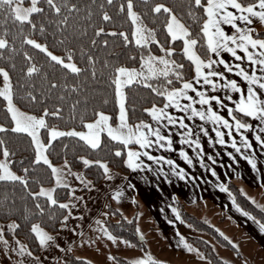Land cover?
<instances>
[{
    "label": "snow or ice",
    "instance_id": "obj_1",
    "mask_svg": "<svg viewBox=\"0 0 264 264\" xmlns=\"http://www.w3.org/2000/svg\"><path fill=\"white\" fill-rule=\"evenodd\" d=\"M113 0H107L108 4H112ZM47 5L51 10L59 17L55 20V23L60 26L59 30L63 33L68 27V15H64V12H79L76 3H71L70 0H61L57 3V0H46ZM258 5V8H257ZM230 6L232 9L230 10ZM104 4H100L99 8L103 10ZM179 13L170 7L166 3L153 2L149 5L146 0L143 4V11H136L134 6V0H123V2L118 4V11L125 14V19L129 20L132 28L129 31H117L116 27H95V37L100 36L105 31L111 33L113 36L121 38V43L125 46V49L131 48L133 45L139 49V68L130 67L123 63L113 62L110 57L115 56L118 60L119 56L124 53V50L120 52L107 53L100 63L99 69L97 68L98 61L101 60L100 57L95 54H89L90 49L85 48L81 45V56L85 57V68H81L73 60L74 49L68 48L66 50V56L56 55L54 52L50 51L47 44L40 43L38 40L31 38L30 35L24 34V25H30L31 29H35L37 24L32 19L33 13H41L44 11L42 7L39 6V0H30V3L25 6L22 0H0V14H2V19L0 23L6 24L9 19L14 23L20 25L16 35L22 36V41L27 42V44L34 46L35 49L42 50L46 56L56 64L63 66L65 72L70 71L71 74L80 75L84 71H90V75L85 77L84 82H73L69 84L67 79L60 81L58 79L52 78L48 80V94H50L53 88H62L69 93H76L77 95L89 90L90 84H95L96 88H100L101 85L105 89H110L113 96L114 104L118 106V111L115 113V119L117 123H112L113 115L100 110L95 105L93 106L95 116L94 119H85L83 115L80 116L79 124L80 130L77 127H71L62 129L57 126H50L46 117L51 116L55 118H61L64 111L63 105L56 103L54 105V110L49 109L47 106H42V113L37 115L35 111H24L21 107L17 106L15 102V91L13 88L12 77L8 68L0 67V76L3 78V85L0 86V97L5 101L3 107L5 109V119L7 123H0V132L11 131L13 133L26 134L28 137V145L32 149V164L36 165L39 162H43L45 165L50 166L51 175L55 178V184L51 187H44L42 184L39 186L38 191H32L29 188V177L26 175L29 171H34L29 167H22V171L25 175H19L16 171H13L10 165L13 160L10 157L15 156L8 146V142L0 137V154L4 159H0V181L3 182H19L24 192L27 196L34 199V208L41 215L45 213L46 207L58 206L60 209H68L69 205L73 201H63L56 198L55 189L57 187L73 188L74 186L67 183V177L64 175L67 172L69 175H73L71 165L67 159L64 160L65 167H57L53 165L47 154L51 146H53V141L57 138L64 137H75L79 141L84 142L92 150L99 149L102 146H106L102 141V134L106 133V137L109 142L119 141L122 142L120 147L114 148V153L116 156L123 155V146L129 145L130 141L135 140L139 144L140 148L152 147L154 145H159L161 148H172V137L170 135H165L162 133L160 127H153L151 123H148L144 119H138L135 125L129 123L130 120V110L135 111L136 104H131L130 108L127 103L129 99L128 92L126 91L127 86H142L149 89L152 93L157 94L160 97H165L166 100L163 101V107H159L157 103H151L150 107L143 108L142 112L150 114L151 119L156 122L162 123L164 119L167 120V125L179 124L181 127H186L185 118H177L171 111H167L169 104L175 106V108H183L186 112L191 110V113L195 116H199L202 120H211L215 124H222L229 129L228 134L231 135L232 124L235 123L236 131L240 133L243 140L244 148H251L252 142L249 137L241 129L252 128V125L247 122H243L241 118L232 115L233 109L228 108V115L231 116V120L227 119L224 115L214 109L213 104L209 101H215L224 107V101L219 95L212 96L207 93V88H200L198 85L203 82L206 86L210 85L211 88L216 89L217 87H222L224 89H230L232 92H239V99L236 101L235 108L239 109L240 113L246 114L251 117H259L260 123L257 127L264 126V92H259L256 85L260 89H264V38H256L252 35L253 29L249 25L253 24L254 19L264 22V0H255L254 3H242L241 0H183L182 5L179 6ZM202 9V12H197L195 9ZM88 19H91V8H88ZM145 13L151 16L153 22L156 21L157 16L161 13L165 14V20L162 22V27L165 30L164 42L158 38L157 28L150 27L148 23L145 22ZM187 17L190 19L193 25L198 26V31L193 35V28L187 26L181 17ZM202 16L206 18L202 19ZM102 21L112 22L116 24V19L110 15L108 11L102 12ZM244 21V26H241L237 21ZM53 21L49 20L48 23L51 24ZM222 25H228L233 30L229 34L225 27ZM120 27L123 26V19H121ZM79 27V25H77ZM40 31L43 33L45 31V24H39ZM9 32L8 27L3 28V33L0 35V57H4L3 49L9 47V40L7 34ZM86 34V28L85 33ZM264 35V33H261ZM93 37L91 43L96 44V38ZM66 38L61 37V42H64ZM182 41V48L180 51V56L186 58L189 62V66L195 68V74L191 78H185L183 63H178L177 59L173 56L176 54V48L172 46L165 47V43H171L177 40ZM15 40V36H13ZM109 41L105 39L103 45L105 48L108 47ZM155 44L159 47V50L163 53L162 55L154 54L152 51V45ZM197 45L203 51L201 55L197 51ZM255 49L253 52L250 50ZM115 47V46H114ZM238 49H242L244 56L238 53ZM13 52L16 51L14 44L11 46ZM222 50H226L231 53L233 58H236L240 63H229L222 56ZM258 53V55L256 54ZM23 56L26 58V75L31 77L33 74L39 73L41 71V66L36 63H31L33 57L25 51ZM206 57V58H205ZM246 57L247 61L252 62L253 67L250 71H246L241 64L244 62ZM136 53L132 52L128 55L129 60L136 59ZM4 59H11V57H4ZM221 64L228 72H238L240 77H243V81H246V92L242 89V82H238L235 78H229L225 75L224 71L215 70L213 68L214 64ZM259 65V72H257L256 65ZM15 67V64L11 65ZM205 66H207V71H205ZM108 69L111 71L109 72ZM170 74L173 75L174 79L179 80L182 87H169L172 81L169 79ZM47 75V73H45ZM213 77H222L224 83ZM203 78V81H201ZM157 81L153 83L152 81ZM195 81V84L193 83ZM195 88L197 95L199 96L200 104L207 105V108H196L192 104H183L181 102V97L186 96L189 100L194 98L189 95L188 90ZM42 90V89H41ZM95 94V89H91ZM65 91L61 92V98L65 96ZM48 94L39 97L34 94V91H29L26 93L27 98L30 101L38 102V99L47 100ZM103 94V104H107L108 93ZM228 100H232L233 96L228 95ZM87 101L88 97H84ZM80 99L76 98L70 106V114L67 119L75 121L77 106L80 104ZM43 135L47 137V142L45 143L42 139ZM201 130H204L201 126ZM154 135L155 140H150L149 136ZM182 143L184 142V137H187L189 141H192L193 147L199 144V136L195 140H192V130L187 128V131L181 134ZM224 132L220 128L216 129V137L219 139L220 144L232 143L233 147L236 149L240 155L251 164L252 168L255 169L257 166L256 159L251 155H245L241 152V145L237 144L235 139L232 141H227L224 138ZM211 139V137H209ZM256 141H259L261 145H264V136L259 133L255 135ZM162 141L166 143H162ZM67 148V145H64ZM202 150V149H201ZM180 155L188 162V164L193 163V159L185 151L183 147L179 149ZM197 156L200 152L197 151ZM144 156L151 157L153 160L164 159V157L157 158L153 156L151 152L144 151ZM127 158L123 159V164L127 165L131 169H140L145 166V162L140 159L141 151L139 149H134L132 147L127 148L126 153ZM228 156L235 159L232 152H228ZM78 161H82L85 166L96 165L102 168L103 173H109L110 169L108 162L103 159H89L86 155H81L76 157ZM17 163L23 165L25 163V157L21 156ZM167 163L172 165L171 172L178 176L187 179L188 173L184 168H180L176 164V161L168 159ZM201 164L204 160L201 159ZM146 167L151 168V165H146ZM179 168V171L177 170ZM160 172H164L163 168L159 169ZM212 174L216 175V169H211ZM76 179L81 181V184L91 185V181L87 180L83 172L74 173ZM167 178V174H165ZM219 178V177H218ZM35 179V178H32ZM133 185H130L132 187ZM216 187L223 188L228 191V186L221 183L217 184ZM243 191V189H241ZM72 197L75 199H82L83 197H77L75 192L71 193ZM113 195L120 199L121 193L119 191L113 192ZM247 195V193H245ZM45 197V201L41 202L40 197ZM233 205L242 212L245 216H250L253 220L257 221L261 232H264V219L257 220L251 212L245 211V209L236 201L235 196L230 197ZM173 199H176L173 196ZM255 203L252 197H248ZM261 209H264V205H258ZM172 212H174L177 218L180 217L179 209L172 207ZM33 213L27 209L25 206L24 219L29 220L32 218ZM62 221H67L69 219L68 215H62L60 217ZM56 215L52 213L49 215V220L55 221ZM174 223V221H170ZM18 227L15 221L8 223L9 229H14ZM67 227L66 223H61L60 228ZM4 229L0 228V233H3ZM30 232L34 234V238L39 241V245L47 248L49 242H54L55 237L52 233L48 232L44 227L41 226V222L37 221L31 224ZM139 232V228H137ZM105 235L110 236L113 240L116 237L112 236L111 232L105 229ZM140 238L143 240V233L140 232ZM0 240L4 241L5 249L8 248V241L4 239V236L0 234ZM182 242L186 244L189 251H192L191 245H187L186 241ZM19 244L18 248L13 250L19 251L20 255L23 256L25 253H29V249L22 243ZM125 243L131 244L132 241L126 240ZM59 247V245H56ZM196 251H199L198 249ZM111 255V254H110ZM116 259L115 257H111ZM42 264V262H39ZM130 264H166L164 261L156 260L150 252H145L142 256H138L130 261Z\"/></svg>",
    "mask_w": 264,
    "mask_h": 264
},
{
    "label": "crops",
    "instance_id": "obj_2",
    "mask_svg": "<svg viewBox=\"0 0 264 264\" xmlns=\"http://www.w3.org/2000/svg\"><path fill=\"white\" fill-rule=\"evenodd\" d=\"M230 10L235 9H232L230 6ZM237 22L241 26L245 24L244 21L238 20ZM222 26L225 27L229 34L233 30L228 25ZM249 27L253 31L264 30V22L254 19L253 24L249 25ZM249 48L253 52L256 51L255 49H251V46ZM237 51L241 56H244L242 49H238ZM221 54L229 63H240L239 60L233 58L231 53L226 50H222ZM256 54L258 55V53ZM241 67L246 71H250L253 65L245 57ZM255 67L257 72H259V65L257 64ZM213 68L224 71L225 75L229 78H235L238 82H242L244 94H247V82L243 81V77H240L238 72H228L219 63L214 64ZM207 70V66H205V71ZM213 78L219 80L221 84L225 82L222 77ZM201 81H203V78H201ZM193 83L195 84V81ZM198 86L200 88L206 87L207 93L212 96L219 95L221 97L224 101V107H221L215 101H209V103H212L214 109L219 111L227 119L231 120V116L228 115L229 107L233 109V112H239V109L235 108L236 101L239 99V92H232L230 89H224L222 87L213 89L210 85L206 86L203 82ZM256 88L259 92H264V89H260L258 85H256ZM188 92L194 99L189 100L186 96H182L180 99L183 104H192L196 108H207V105L200 104L199 96L195 88L189 89ZM229 94L233 96L232 100H228L227 97ZM159 107H163V104ZM167 111H171L177 118L184 117L186 127H181L178 123L165 127L167 124L166 119L160 123L150 118L147 121L148 123H151L153 127H160L163 134L172 137L173 147L169 149L154 145L141 149L135 140L130 141V143H133L130 147L141 151L140 159L145 162L144 167L140 169L129 168L127 173L110 169V172L106 173L99 184L95 185L92 183L95 187L81 184V181L76 179L74 173L81 171L72 170L73 175H69L67 172L64 173L67 177V183L74 186L69 189V196L65 201H73V203L69 205L71 211L66 209L65 215H68L69 219L66 222L62 221V223L67 224V227H59L56 232L52 233L55 241L49 242V246L46 248L48 249V254L54 255L56 259L61 260V256L65 251H71L74 255L84 259L97 260L100 255L103 256L102 258L104 259L102 260L106 264H123L111 257H123L120 255V252L123 247L128 248L126 246L127 244H124L126 240L112 235L116 237L113 240L110 236L105 235V229L107 228L105 227L104 219L106 216L105 207L107 201H110L120 210L123 217L133 219L136 231L139 228L138 235H140L143 229L147 228V235L150 234V237L156 242L153 245L154 248L159 249L163 245L162 251L165 254L168 253V255L173 256L188 254V247L182 242L181 237H183V241H186L187 245H190L191 243L186 239V235L199 234L197 230L185 223L181 217L177 218L176 214L172 212V207L177 208L176 199L183 202L186 208H197L202 214L206 212L208 216H211L214 221L220 224L227 221L230 225L227 226L233 232L240 233L244 238L253 240L260 248L264 249V232L260 231L257 221L238 211L233 205L230 198L231 194L228 191L216 187L217 184H226L227 181H232L238 186L240 191L243 189L241 192L244 195L247 193L245 195L247 198L250 196L255 200L254 204L256 206L264 205V145H261L255 139L257 133L264 136V126L257 127L260 123L259 117H251L239 112L246 118L242 121L252 125V128L241 129L249 137L253 145L251 148H244L242 146L243 140L240 133L236 131L234 122L232 124L231 135H229V129L222 122L215 124L211 120H202L199 116L193 115L191 110L186 112L183 108L177 109L172 104H169ZM233 112L232 115H234ZM129 123L132 125L136 124ZM201 126L204 130H201ZM187 128H191L192 130V140H195L199 136V144L195 147H193L192 141H189L187 137H184V142L182 143L180 134L187 131ZM217 128H220L224 132L225 140L232 141L235 139L236 143L241 145V152H244L245 155H251L256 159L257 166L255 169L252 168L244 156L236 151L232 143H219V139L216 137ZM149 139L155 140V136L150 135ZM162 143L166 142L162 141ZM181 147L192 157V164H188L180 155L179 149ZM144 151L151 152L157 158L164 157V159L157 162V160H153L151 157L144 156ZM197 151L200 152L199 156L196 154ZM228 152H232L235 159L228 156ZM168 159L176 161V164L180 168L185 169L188 173L187 179L178 177L171 172L172 165L167 163ZM201 159L204 160L203 164L200 163ZM53 165L65 167L63 162ZM146 165H151V168L146 167ZM160 168L164 169L163 173L159 171ZM213 168L216 169L215 176L211 172ZM177 170L179 171V168ZM165 174H167V178H165ZM87 180L89 179L87 178ZM54 184L55 178L51 185L44 187H51ZM130 185L133 186L130 187ZM73 191L77 197L83 198L74 200L71 195ZM115 191L121 193L120 199H117L113 195ZM173 196L176 199H173ZM227 217H230L229 221ZM170 221H174V223H170ZM139 222L144 225L138 227ZM5 223L7 222H0V228L4 229L3 233L0 234L8 241V248L5 249L4 241L1 240L0 264H39V262H42L39 258L41 252L34 255L29 251L31 254L25 253L21 256L19 251L13 250L19 247L18 241L22 242L25 246L26 244L21 238L6 236L5 231H12L13 229H9L8 224L6 226ZM216 230L218 231L219 228ZM147 235H143V239L146 240L148 238ZM158 239L161 242L157 241ZM143 241L142 246L136 247H144L145 244ZM57 244L59 247L56 246ZM154 253H159V250H154ZM153 257L155 258V256ZM156 260L164 261L167 264H174L167 259ZM198 261L201 262L202 260ZM47 262L46 264H51L48 260Z\"/></svg>",
    "mask_w": 264,
    "mask_h": 264
},
{
    "label": "trees",
    "instance_id": "obj_3",
    "mask_svg": "<svg viewBox=\"0 0 264 264\" xmlns=\"http://www.w3.org/2000/svg\"><path fill=\"white\" fill-rule=\"evenodd\" d=\"M61 0H57V3H60ZM71 3H76L79 12H71L69 15L68 12H64V15H68V27L66 30L61 33L59 27L55 20L58 19L57 15L51 10L47 5L46 0H39V6L44 9L41 13H33L32 19L37 24L35 29H31L30 25H24V34H28L31 38L38 40L40 43L47 44L50 51L54 52L56 55L66 56V50L68 48H73L74 55L73 60L77 63L82 69L86 67L85 57L81 56V45L85 48L90 49L89 54H95L100 57L101 60L97 63V68L99 69L100 63L107 53L111 52H120L124 50V53L119 56L118 60L115 56L110 57L113 62L123 63L130 67H139V49L133 45L131 48L125 49V46L121 43V38L113 36L111 33L105 31L100 36L95 37L94 29L95 27H116L117 31H129L131 32L132 25L129 20L125 19V14L118 11V4L123 2V0H113L112 4H108L107 0H70ZM146 2L151 5L153 2H162L168 4L170 7H173L178 13L180 11V5H182L183 0H146ZM242 3L255 2V0H241ZM145 0H134V6L136 11H143V4ZM100 4H104L105 7L103 10L99 8ZM91 8V19H88V8ZM197 12H202V9L196 8ZM108 11L116 19V24L112 22L102 21V12ZM206 16H202V19ZM2 14H0V19H2ZM121 19H123V26H118ZM183 22L193 28V35L198 31V26L192 24L190 19L186 16L181 17ZM49 20L53 22L48 23ZM165 20V14L161 13L157 16L155 22L152 21L151 16L145 13V22L149 24L150 27L157 28L158 38L164 42L165 30L162 27V22ZM45 24V31L42 33L39 28V24ZM79 25V27H77ZM8 27L9 32L7 38L9 40V47L3 49L4 57H11V59H4L0 57V67L8 68L10 75L12 77L13 88L15 91V102L19 107L26 111H35V114L39 115L42 113V106L49 107L50 111L54 110V105L60 103L63 105L64 111L61 118H55L48 116L46 117L50 126H57L60 128H71L77 127L80 129V116L83 115L85 119H94L93 115L95 105L100 110L106 111L113 115L112 123L116 121L115 113L117 111V105L114 104L113 96L110 89H105L103 85L100 88H96L95 84H90L89 90L82 92L80 94L69 93L62 88H53L48 94L47 81L55 78L60 81L67 79L69 84L73 82H84L85 77L90 75V71H84L80 75L71 74L70 71L67 73L63 66L52 62L42 50L35 49L34 46L27 44V42L22 41L21 35H16L20 25L14 23L11 19L8 20L6 24L0 23V35L3 33V28ZM86 28V34L85 33ZM264 30L253 31L252 35L256 38H264ZM15 36V40H13ZM65 37L64 42H61V37ZM93 37L96 38V44L93 45L91 40ZM107 39L109 41L108 47L105 48L103 41ZM14 44L16 51L11 50V46ZM115 46V47H114ZM172 46L176 48V54L173 56L174 59H177L178 63H183L185 65L184 72L185 78H191L194 73V65L189 66V62L186 58L180 56V49L182 48V41L177 40L174 42L165 43V47ZM152 51L154 54L162 55L163 53L159 50V47L153 44ZM27 51L32 57L33 60L31 63H36L38 66H41V71L39 73L33 74L31 77L26 75V58L23 56V53ZM197 51L203 55V51L199 45H197ZM132 52L136 53V59L129 60L128 55ZM206 58V57H205ZM15 64V67L11 65ZM110 72L111 70L108 69ZM47 73V75H45ZM169 79L172 83L169 87H180L182 84L179 80L174 79L173 75L170 74ZM2 76H0V82ZM156 83L157 81H152ZM42 89V90H41ZM91 89H95V94ZM29 91H34L39 97H42L48 94L47 100L38 99V102L30 101L27 98L26 93ZM65 91V96L61 98V92ZM126 91L128 92L129 99L127 101L129 108L131 104L135 103V111L130 110V120L131 123H137L138 119H144L148 121L151 116L150 114L143 113L142 109L151 106V103H157L158 106L163 104L165 97H160L155 93H152L149 89L142 86H127ZM104 92L108 93L107 104H103V94ZM87 96L88 99L85 101L84 97ZM79 98L80 104L77 106L76 118L75 121L67 119L70 114V106L73 103V100ZM5 101L0 97V123H7L5 119V109L3 107ZM237 118H241L243 121L246 119L245 116L241 115L239 112H233ZM42 136L44 142H47V137ZM0 137H3L7 142L10 149L15 152L14 157H10L13 160V163L10 165L13 171H16L20 175H25L22 171V167H29L30 169L34 168V171H29L26 175L29 179V188L32 191H38L39 186L51 185L53 183L54 177L51 175L50 166L45 165L43 162H39L36 165L32 164V149L28 145V137L26 134L22 133H13L10 130L7 132H0ZM103 144L99 149L92 150L84 142L79 141L75 137H64L57 138L53 141V146L50 147L47 154L52 164L64 163V160L69 161V165L73 171H81L84 173V176L89 179L93 184H99L105 177L102 168H99L96 165L85 166L82 161L75 159L81 155H86L89 159H103L108 162L109 169L121 171L127 173L129 167L123 164V159H126L127 148L133 145L129 143L127 146H123V155L116 156L114 153L115 147H120L122 142L111 141L109 142L106 137V133L102 134ZM67 145V148L64 147ZM25 157V163L23 165L17 163L20 157ZM2 157V154H0ZM35 178V179H32ZM228 192L231 196L236 197L237 203H239L245 211L251 212L254 216L257 217V220L264 219V210L256 206L251 200H249L238 188V186L232 182L227 181ZM55 195L57 199L65 201L69 196V188L57 187L55 189ZM34 199L30 196H27L24 192V189L19 182H3L0 181V222L15 221L18 227L14 228L12 231H5V235L8 237L14 236L21 238L29 251L37 255L40 252V246L37 239L34 238V234L30 232L31 224L37 221L41 222V226L44 227L48 232H56L62 219V215L66 214V209H60L58 206L46 207L45 213L41 215L34 208ZM41 202L45 201V197H40ZM176 207L179 209L181 219L193 227L195 230L204 232L207 235L213 237L220 245L225 247L232 248L231 243L222 236L212 225L206 223L193 213L187 210L184 203L179 199L175 200ZM25 206L27 209L33 213L32 218L29 220L24 219L25 215ZM106 216L104 219L105 227L112 235L120 237L124 240L132 241V245L137 247L142 246V240L138 235L133 219H126L122 216L120 210H118L110 201L106 203ZM55 213V221L49 220V215ZM186 239L198 248L201 251L202 257L213 264H227L222 260L215 250L212 248L211 244L200 235H186ZM116 260L119 263L130 264L128 260L123 257L116 256ZM62 264H92L88 260L74 255L71 251H65L61 256ZM167 264V263H166Z\"/></svg>",
    "mask_w": 264,
    "mask_h": 264
},
{
    "label": "rangeland",
    "instance_id": "obj_4",
    "mask_svg": "<svg viewBox=\"0 0 264 264\" xmlns=\"http://www.w3.org/2000/svg\"><path fill=\"white\" fill-rule=\"evenodd\" d=\"M22 3L25 6H27L30 3V0H22ZM2 85H3V78L0 82V86ZM117 111H118V106H117ZM117 122L118 121L116 120L114 123ZM62 129H66V128H62ZM0 159H4V157L2 156L0 157ZM187 210L190 211L191 213H194L195 215H197L206 223L212 225L216 229L219 228L218 232L221 233L231 243L232 248L225 247L223 245H220L213 237L207 235L206 233L200 231L197 232L202 238L206 239L211 244L212 248L215 250L217 255L227 264H264V249L260 248L253 240L244 238L243 236H241L240 233L237 234L233 232L232 229L228 227L230 225L228 224L227 221L220 224L214 221L211 216H208L206 212L205 213L203 212L202 214V212L198 211L197 208L188 207ZM229 218L230 217H227L228 221ZM8 222L10 221H7V223H5L6 226ZM141 225L144 224L139 222L138 227ZM142 233L143 235H147L148 229L147 228L143 229ZM147 237L148 238L146 240L143 239L145 246L142 248H137L135 245L124 243L127 244L126 246H128V248L123 247L120 252V255L123 256L128 261H131L132 259L138 256H142V254L145 252H150L153 256H155L156 259H164V260L167 259L169 262L174 264H213L210 261L204 259L202 257L201 251L192 244H190L192 247V251H189L188 254L173 256V255H168V253L165 254L162 251L163 245H161L159 249L154 248L153 245L156 244L155 240H153L150 237V234L147 235ZM157 241L161 242L159 239ZM0 247H1V242H0ZM197 249L199 251H196ZM47 250L48 249L40 246L41 256L39 258L43 262V264L48 263L47 260L51 264H62L60 259H56L54 255L48 254ZM154 250H159V253H154ZM102 257L103 256L99 255V258H97V260H91V259H86V260L90 261L92 264H100V263L106 264L105 261L102 260L104 259ZM198 260H202V261L200 262Z\"/></svg>",
    "mask_w": 264,
    "mask_h": 264
}]
</instances>
